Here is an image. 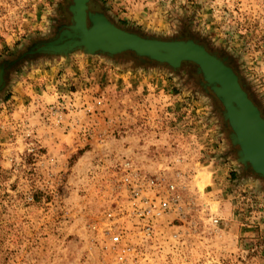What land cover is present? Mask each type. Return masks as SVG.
I'll return each instance as SVG.
<instances>
[{"label":"rangeland","instance_id":"1","mask_svg":"<svg viewBox=\"0 0 264 264\" xmlns=\"http://www.w3.org/2000/svg\"><path fill=\"white\" fill-rule=\"evenodd\" d=\"M71 2L0 0V264H120L98 229L122 200L126 160L176 181L182 198L136 261L264 264V179L238 161L222 106L196 65L174 74L130 52L81 51L9 65L70 23ZM89 6L144 35L199 39L240 73L264 115V0ZM142 9L150 21L134 19Z\"/></svg>","mask_w":264,"mask_h":264},{"label":"water","instance_id":"2","mask_svg":"<svg viewBox=\"0 0 264 264\" xmlns=\"http://www.w3.org/2000/svg\"><path fill=\"white\" fill-rule=\"evenodd\" d=\"M89 3L90 0H72L70 23L59 26L53 37L33 44L9 65L35 54L68 57L77 51L110 57L130 52L143 61L167 64L174 70L184 62H192L201 76L202 87L222 106L238 161L264 179V115L227 58L194 37L164 38L126 29L105 12L91 10ZM3 85L4 68L1 66L0 91Z\"/></svg>","mask_w":264,"mask_h":264},{"label":"built area","instance_id":"3","mask_svg":"<svg viewBox=\"0 0 264 264\" xmlns=\"http://www.w3.org/2000/svg\"><path fill=\"white\" fill-rule=\"evenodd\" d=\"M122 172V200L104 211L98 230L104 249L118 263L140 264L134 258L138 246L180 209L182 198L176 181L143 175L129 160L123 162ZM211 221L218 225L221 218Z\"/></svg>","mask_w":264,"mask_h":264},{"label":"crops","instance_id":"4","mask_svg":"<svg viewBox=\"0 0 264 264\" xmlns=\"http://www.w3.org/2000/svg\"><path fill=\"white\" fill-rule=\"evenodd\" d=\"M142 1H144V0H142ZM148 5L150 6V8L153 7L151 5V2H148ZM138 9H140V8H138ZM149 13H150V11L146 12V11H143V9H142V10H140V12H138V11L136 12V14L134 16V19L143 22L145 20V18H146V19H148L150 21L153 16H151L150 15L151 13L150 14Z\"/></svg>","mask_w":264,"mask_h":264},{"label":"trees","instance_id":"5","mask_svg":"<svg viewBox=\"0 0 264 264\" xmlns=\"http://www.w3.org/2000/svg\"><path fill=\"white\" fill-rule=\"evenodd\" d=\"M102 1H104V0H102ZM125 23L126 22H122L121 24L122 25H125ZM152 64H153V66H160V67H164L166 70H168L170 73H174V74H177L178 73V71L179 70H174L173 68H171L169 65H167V64H161V63H158V62H152ZM191 64L192 65H194L195 66V64H193L192 62H191ZM182 68V66L180 67V69ZM264 112V111H263ZM254 175H257V174H254ZM256 177H259L258 175L256 176ZM260 179H261V177H260Z\"/></svg>","mask_w":264,"mask_h":264},{"label":"flooded vegetation","instance_id":"6","mask_svg":"<svg viewBox=\"0 0 264 264\" xmlns=\"http://www.w3.org/2000/svg\"><path fill=\"white\" fill-rule=\"evenodd\" d=\"M41 55V54H35L34 56Z\"/></svg>","mask_w":264,"mask_h":264}]
</instances>
